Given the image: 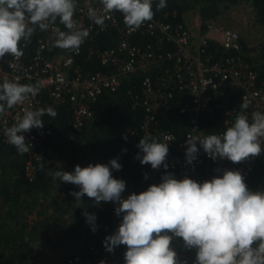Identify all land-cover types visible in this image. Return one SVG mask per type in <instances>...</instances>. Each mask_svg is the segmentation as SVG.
Instances as JSON below:
<instances>
[{
    "label": "clouds",
    "instance_id": "obj_1",
    "mask_svg": "<svg viewBox=\"0 0 264 264\" xmlns=\"http://www.w3.org/2000/svg\"><path fill=\"white\" fill-rule=\"evenodd\" d=\"M97 2L99 7L87 0L86 15L94 25L103 26L112 14L119 13L130 31L153 20L154 5L156 10L167 7V0ZM78 5L79 0H0V60L6 56L22 58L37 30L51 31L53 47L78 52L90 35L75 18ZM210 83L207 81L205 86ZM39 92L38 84L0 80V119L14 107L30 104ZM240 107L247 110L249 103L244 101ZM45 116L55 118L57 112L51 106H24L15 122L3 129L7 143L21 155L28 153L31 145L24 133L42 128ZM186 144L188 165L197 158V144L213 160L239 163L260 156L264 153V111H253L250 116L242 111L223 132L188 136ZM137 147L136 158L141 165H150L154 170L168 168L167 142L146 133ZM121 167L114 158L107 164L77 165L72 172L59 169L54 176L79 187L71 193L76 201L87 196L97 205H116L114 212L121 222L102 243L109 253L125 246L124 264H187L179 259L174 247L177 238L184 249L195 250L193 264H264V190H250L239 171L225 169L203 182L187 176L176 179L166 173L158 184L124 197L126 182L112 174ZM82 215L95 232V214L84 211Z\"/></svg>",
    "mask_w": 264,
    "mask_h": 264
},
{
    "label": "trees",
    "instance_id": "obj_2",
    "mask_svg": "<svg viewBox=\"0 0 264 264\" xmlns=\"http://www.w3.org/2000/svg\"><path fill=\"white\" fill-rule=\"evenodd\" d=\"M241 2L255 11L256 22L264 26V0H167V7L164 9L156 10L154 5V18L176 23L182 21L185 12L197 10L201 30L204 31L224 11ZM43 36V32L37 30L24 49L25 59L38 53L37 41ZM116 41L117 34L113 29L94 35L92 40L82 45V53L75 59L89 71H108L110 68L101 65L96 59H85L86 53L91 46L105 48L114 45ZM131 41L146 48L155 39L148 34H137ZM168 46L173 48V45ZM241 46L242 51L249 50L242 41ZM208 50L211 60L227 54L213 41L209 43ZM51 54L48 53L47 56ZM246 58L250 63V59ZM260 59V65L252 66L259 77L264 79V46L260 48ZM159 70L136 71L122 78L115 92H103L91 103L93 120L80 131L73 128L71 106L54 104L43 91L37 108L51 106L56 110L57 116L43 117L44 159L36 165V176L32 180L24 174L28 153L19 154L13 146L0 138V264H42L46 258L40 257L42 247L51 249V254H54L51 256L55 257L56 263H62L75 255L96 264L111 262L105 256L102 243L109 235L99 229L91 231L82 213H94L96 225L105 222L114 233L121 222V217L115 215L113 210L116 205L103 202L97 205L87 196L82 197V201H76L71 193L79 191V187L61 182L55 178L54 173L59 169L72 172L77 165L86 167L88 164H107L115 158L122 165L120 172L126 182L124 197L132 193L138 194L149 185L158 184L166 173H171L178 179L173 171L162 170L148 174L150 165H141L136 158L139 149L134 144L145 135L140 130L145 115L139 101L142 98L141 83L145 75L155 78ZM185 101L187 97L176 92L158 112V128L175 133L179 139L189 127L186 116L178 111ZM223 119L219 114L212 118L199 117L201 127L208 135L217 134L224 129ZM236 164L230 161L228 166L232 169ZM257 181H264V158L257 162L251 175L245 178L250 190ZM35 207L38 209L34 220L28 215ZM48 227L50 234L46 235ZM43 236L45 245L41 246L39 242ZM124 249L123 245L117 247L119 263L124 262Z\"/></svg>",
    "mask_w": 264,
    "mask_h": 264
},
{
    "label": "built area",
    "instance_id": "obj_3",
    "mask_svg": "<svg viewBox=\"0 0 264 264\" xmlns=\"http://www.w3.org/2000/svg\"><path fill=\"white\" fill-rule=\"evenodd\" d=\"M92 2L94 6L99 7L97 0ZM86 13L87 0H79L75 18L90 32L84 43L92 40L94 35L109 29L116 31L117 41L114 45L105 48L91 46L86 53L85 59H96L101 65L110 68L108 71L92 72L84 69L75 59L82 53L84 43L78 52L55 48L52 46L51 31H48L43 32L44 36L38 39V53L35 56L30 59L22 57L14 60L8 57L0 60V80L18 79L21 84H38L40 87L38 96L24 106L37 108L41 93L45 91L54 104L71 106L73 128L80 131L93 120L91 103L103 92H115L120 86L121 79L136 71L160 68L167 63L155 78L145 75L141 83L142 98L139 101L145 115L140 130L144 134L150 133L160 142H167L170 153L166 158L167 169L161 167L154 170L150 166L147 173L167 170L173 171L178 179L187 176L197 182H203L227 169L226 164L229 160H217L218 164L212 165L210 162L214 160L204 153L199 144L197 158L191 165L185 163V152L188 136L208 135L201 127L200 116L208 118L217 114L223 116L224 129L218 132L221 133L242 111L249 116L256 110L264 111V79L259 77L257 71L247 61L237 31L220 28L216 30L217 39L211 34L215 29L210 23L204 31L198 29L194 33L184 20L171 23L156 18L146 22L139 29L130 31L119 13L112 14L103 26L94 25ZM58 26L63 30L62 25ZM137 34H148L155 41L142 48L131 41ZM213 38L227 54L211 60L208 49ZM168 45H173V48ZM48 53H52L51 56H47ZM209 80L211 83L205 86ZM176 92L187 97V101L178 109L180 114L186 116L189 125L180 139L175 133L158 128L159 108L167 104ZM244 101L249 103L247 110L240 107ZM24 106L14 107L0 119V138L4 143H7V140L3 135V129L15 122V117L22 114ZM129 131L134 133L131 129ZM24 136L26 142L31 145L24 164V174L32 180L36 176V165L44 159L42 147L44 127L33 128L24 133ZM138 142L134 144L137 149ZM261 158H264V153L237 163L231 170L239 171L244 178H248ZM112 174L114 178L123 180L120 170L113 171ZM258 190H264V181H257L253 185L252 191ZM97 229L108 235L113 234L111 227L105 222H99ZM174 247L181 261L193 264L195 250L184 249L179 238L174 241ZM125 250L126 247L124 252ZM104 253L111 261L108 264H124L119 263L117 248L111 253L104 249ZM55 264L96 263L75 255Z\"/></svg>",
    "mask_w": 264,
    "mask_h": 264
},
{
    "label": "rangeland",
    "instance_id": "obj_4",
    "mask_svg": "<svg viewBox=\"0 0 264 264\" xmlns=\"http://www.w3.org/2000/svg\"><path fill=\"white\" fill-rule=\"evenodd\" d=\"M255 11L252 8L248 7L244 3H239L230 7L228 10L224 11L219 15L214 22L210 24L214 26L215 30H212L211 34L217 38L216 30L220 28H229L237 31L239 34L240 40L249 50H244L243 53L250 59L251 65H260L262 60L260 59V48L264 46V26L256 22ZM185 19L184 22L191 27V29H196L195 26H198V29L201 30V21L200 16L197 10H191L184 13ZM202 31V30H201ZM213 38V42L217 40ZM218 39V38H217ZM45 237L41 238L39 244L42 245ZM40 257L46 256L42 264H55V257L51 256L54 254L48 253L49 250L45 247H42ZM41 259V258H40Z\"/></svg>",
    "mask_w": 264,
    "mask_h": 264
},
{
    "label": "crops",
    "instance_id": "obj_5",
    "mask_svg": "<svg viewBox=\"0 0 264 264\" xmlns=\"http://www.w3.org/2000/svg\"><path fill=\"white\" fill-rule=\"evenodd\" d=\"M184 19H185V15H184ZM196 27V29H194V33H196L197 32V30H198V26H195ZM162 68H164V64L162 65V67H160V68H150V69H160V71L162 70ZM147 71H148V69H146ZM72 124H73V116H72ZM170 153H168V155H169ZM212 165H215V164H218V161L217 160H214V161H211L210 162ZM230 164V161H229V163L228 164H226V167H227V169L229 170H231V168L228 166ZM30 198H31V196H30ZM30 198H28L27 199V197H26V199L27 200H30ZM38 209V207H35L34 209H33V212L31 213V214H29L28 216L30 217V218H34V220L36 219V210ZM39 220H41V219H39ZM46 230H47V232L45 233L46 235L47 234H50L48 231L50 230V227H48V228H46ZM41 245V244H40ZM42 245H45V243L43 242L42 243ZM48 250H49V252L48 253H52L51 252V249L50 248H47Z\"/></svg>",
    "mask_w": 264,
    "mask_h": 264
}]
</instances>
